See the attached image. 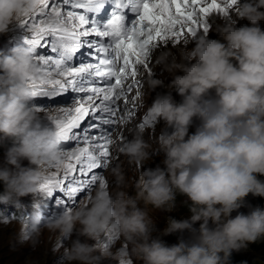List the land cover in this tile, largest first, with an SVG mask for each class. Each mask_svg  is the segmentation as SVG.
Wrapping results in <instances>:
<instances>
[{"label":"clouds","instance_id":"9594fccd","mask_svg":"<svg viewBox=\"0 0 264 264\" xmlns=\"http://www.w3.org/2000/svg\"><path fill=\"white\" fill-rule=\"evenodd\" d=\"M33 2L0 0V35L11 30L17 17L34 11ZM242 20L248 23L241 25ZM262 22L264 0H236L231 14L214 29L197 33L178 53H159L155 64L170 79L165 83L156 74L148 77L151 91L166 90L156 95L148 114L162 127L158 134L153 129L148 139L140 125L128 128L130 140L121 142L117 134L113 145L134 176L121 164L110 166L111 186H98L78 207L47 221L50 231L70 241L62 264H102L113 257L109 247L88 242L109 233L129 245L118 253L125 264L129 257L143 264H231L234 251L264 240V207L246 203L250 194L264 197ZM212 31L220 39L212 38ZM34 55L23 43L0 50V145L11 141L0 160V202L13 205L36 193L45 169L67 156L57 129L32 103L29 81L43 80ZM160 153L163 167H149ZM132 187L135 195L129 193ZM178 196L186 198L190 216H169L158 232L149 206L172 212ZM245 206L250 208L247 214L239 211ZM40 223L36 213L33 247ZM185 231L191 238L181 236L176 244L161 238Z\"/></svg>","mask_w":264,"mask_h":264},{"label":"snow or ice","instance_id":"6c2138e0","mask_svg":"<svg viewBox=\"0 0 264 264\" xmlns=\"http://www.w3.org/2000/svg\"><path fill=\"white\" fill-rule=\"evenodd\" d=\"M223 2L225 7L218 0H34V11L17 17H30L18 26L32 34L18 37V42L35 52L46 48L51 53L34 55V62L43 66L44 86L29 81L33 98L55 100L68 94L72 105L50 121L61 141L75 142L76 147L55 165L64 168L59 179L55 174L44 175L39 186L44 197L52 198L58 190L62 196L55 199L56 207L71 210L78 193L90 196L93 186L108 185L103 170L112 156V133L133 115L127 93L139 85V69L148 68L150 54L160 44H179L185 34L194 38L197 26L209 31L205 18L213 11L227 16L236 0ZM122 98L126 115L117 119ZM34 106L43 110L51 105ZM82 142L86 146L81 147ZM44 207L43 201L33 204L40 218ZM30 234L26 231L22 239ZM114 238L109 233L107 242H98L97 247H109Z\"/></svg>","mask_w":264,"mask_h":264},{"label":"rangeland","instance_id":"374dc122","mask_svg":"<svg viewBox=\"0 0 264 264\" xmlns=\"http://www.w3.org/2000/svg\"><path fill=\"white\" fill-rule=\"evenodd\" d=\"M218 3H221V7H225L223 0H218ZM233 6L228 9V15L231 14ZM225 15L218 11L211 12L205 19L209 26V30L215 28L216 24L222 22ZM40 18V14L36 13V19ZM25 20H30V17H21L19 20H15L11 30L6 35H0V50L7 52L14 44H20L22 42H18V37H22V35L27 34L29 38H31V32L24 33L23 28L19 27L18 25L22 24ZM247 21H240L241 25L247 24ZM261 27L264 28V22L261 23ZM203 32V26H197V33ZM211 37L215 39H220L218 35L211 32ZM47 39V38H46ZM184 39L191 40L193 39L190 35L185 34L184 37L180 39L179 44H171L172 50L169 45L162 44L153 50L150 54V58L148 59V68H140L137 75H141L140 78H136L139 80V85L134 87L133 90L127 93L128 96V104L127 106L134 114L130 119L126 120L124 123H118L115 126V130L112 133V139L119 134L120 141L123 142L124 140H130L132 137L128 132V128L136 127L141 123H147L145 125L146 135L145 139H148V135L153 131L159 133L160 127L162 124H156L155 122L151 121L148 108L152 104L153 100L155 99L158 93L166 91L165 89H156L155 91H151L147 87V79L150 75L156 74L160 76L161 79L165 80V83L168 82L170 77L167 73L161 74L160 69L156 66L155 60L156 57L159 55L158 48L160 51H167L171 50L172 52L178 53L179 49L185 47ZM43 43V41H41ZM187 47H191V44H188ZM155 51V52H154ZM155 53V54H154ZM44 54L49 55L51 54L48 52L46 48H37L35 55ZM39 67H43L41 64H37ZM38 87H43L44 85L41 82H37ZM67 95L65 94L64 98H57L55 100H39L38 98H33L32 103L39 104L43 103L45 105H51L48 107L43 108L41 110V115L45 119L46 122L47 117L49 114L53 115L55 118L61 115V109L66 107H71L72 105L67 102ZM175 98L177 101L180 100V97L174 93ZM99 103V101H97ZM119 103V102H118ZM120 111L117 114V119L120 116L126 115L124 112V100L121 99L120 103ZM124 105V106H123ZM134 106V107H133ZM136 106V107H135ZM138 110V111H137ZM142 111V112H141ZM135 112V113H134ZM139 112V113H138ZM138 113V114H137ZM141 113V114H140ZM137 117H136V116ZM140 115V116H139ZM135 117V119H134ZM138 118V119H137ZM198 123V122H197ZM86 126V122H82V127ZM118 126V127H117ZM195 131V125L190 129V132ZM11 144V141H8L5 145H0V160L3 159L4 153L6 151L7 146ZM81 147L86 146L83 142L80 144ZM62 147L65 152L70 151L71 149L76 147L75 142H62ZM110 152L112 154L108 168L103 170V176L108 184L111 186L112 178L109 176V167L113 166L114 164H121L129 177L134 176V172L131 170L130 166L125 161V158L122 156L116 149L115 145L109 146ZM120 159V160H119ZM163 154H156L154 155L153 162L150 163L149 167L155 168L156 166L162 165ZM27 164V161L24 162ZM98 171V170H93ZM64 173V168H56L55 165L50 166L45 169L44 175H56V178L59 179ZM91 175V173H89ZM65 183L67 181L65 180ZM98 187V184L93 186L91 189L90 195L95 191ZM4 192V184L0 182V193ZM129 193L131 195H135V188L132 187L129 189ZM62 196L61 193L57 190L54 193L52 198H46L39 190L31 194L25 198H22V202L19 205H13L12 203H3L0 202V264H62V253L65 247L70 244L69 240L60 238L58 233L50 231L45 225L49 218L44 217H51L54 218L57 214L62 212V209L56 207L55 199H58ZM89 197L86 193H78L77 194V204L74 206L78 207L82 201ZM186 198L183 196L177 197V205L175 210L172 212H163L160 210H156L149 206V213L150 215L157 220V229L158 232L162 231L167 226V218L170 216L177 220L184 219L190 216V211L187 205L184 204V200ZM45 202V207L43 213H41V223L38 226L39 234H38V243L35 247L32 246L31 240L35 233L33 232L32 227V218L37 213L33 209L34 202ZM247 205L251 207L260 206L262 207V201L257 200L254 196L249 195L246 198ZM144 207L143 203L140 205ZM240 212L247 214L250 211L248 206L242 207ZM237 213L234 212L233 216ZM195 227H199V224L195 225ZM29 231L31 234L28 238L22 239L23 234ZM158 232L154 233V235H158ZM183 236L184 239H190L191 234L187 231L184 233H175L168 236L161 237L166 243L169 245L176 244L179 242V239ZM75 237H73L74 239ZM108 234L102 235L99 240H89L90 244L97 246L98 242H107ZM59 245V247H57ZM99 248V247H98ZM109 248L113 252V257L105 258L102 261V264H124V260L121 259L118 253L125 251L129 248V245L123 241V239L119 236H115L112 242L109 244ZM128 261L131 264H143L142 260L129 257ZM231 264H264V240L258 241L256 243L249 244L247 248L241 249L240 251H234L231 256Z\"/></svg>","mask_w":264,"mask_h":264},{"label":"bare ground","instance_id":"6f19581e","mask_svg":"<svg viewBox=\"0 0 264 264\" xmlns=\"http://www.w3.org/2000/svg\"><path fill=\"white\" fill-rule=\"evenodd\" d=\"M189 40H190V39H189ZM171 44H173V43L170 41V42H168L166 45H169V46L171 47V50H172V45H171ZM160 45L162 46V44H160ZM160 45H159V48L161 47ZM159 48H158V52H161V51L159 50ZM156 50H157V49H156ZM152 52H153V51H152ZM154 52H155V51H154ZM154 54H155V53H154ZM149 58H150V57H149ZM140 77H141V75H137L136 78H140ZM119 103H120V101H119ZM123 106H124V105H123ZM127 106H129V105H127ZM133 107H134V106H133ZM135 107H136V106H135ZM123 109H124V108H123ZM137 111H138V110H137ZM141 112H142V111H141ZM134 113H135V112H134ZM138 113H139V112H138ZM138 113H137V114H138ZM140 114H141V113H140ZM132 116H134V114H133ZM135 116H136V115H135ZM139 116H140V115H139ZM136 117H137V116H136ZM134 119H135V117H134ZM137 119H138V118H137ZM117 127H118V126H117ZM122 158H123V156L120 157V159H122ZM120 159H119V160H120Z\"/></svg>","mask_w":264,"mask_h":264},{"label":"trees","instance_id":"16d2710c","mask_svg":"<svg viewBox=\"0 0 264 264\" xmlns=\"http://www.w3.org/2000/svg\"><path fill=\"white\" fill-rule=\"evenodd\" d=\"M261 180H264V176L260 177ZM251 195V194H250ZM253 196V195H252ZM257 200H261L262 201V207H264V197H256L254 196Z\"/></svg>","mask_w":264,"mask_h":264}]
</instances>
